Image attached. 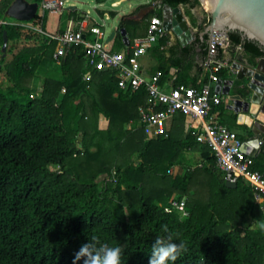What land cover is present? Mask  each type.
I'll return each instance as SVG.
<instances>
[{"label": "trees", "instance_id": "trees-1", "mask_svg": "<svg viewBox=\"0 0 264 264\" xmlns=\"http://www.w3.org/2000/svg\"><path fill=\"white\" fill-rule=\"evenodd\" d=\"M12 1L0 0V15ZM157 1L186 5L196 21L191 9L199 0ZM155 11L161 16L154 7L148 16ZM142 21L123 14L119 24L135 30ZM29 22L45 30V12ZM4 31L7 44L22 35L19 25H0V71L7 80L0 85V264H73L81 245L90 242L93 252L106 244L121 247V264H149L157 237L183 244L169 264H264V212L252 188L242 179L227 187L214 153L195 132L181 138L183 114L166 136L148 137L138 124L144 87L120 89L113 71L88 63L82 45L57 61L59 43L46 35L5 61ZM228 36L241 52L264 56L238 31ZM114 42L121 43L119 31ZM217 73L226 76L225 69ZM35 77L40 84H32ZM99 114L107 120L105 129L98 127ZM79 132L81 148L73 144ZM261 139L252 168L264 174V133ZM174 165L177 172L170 173ZM182 198L185 215L173 205Z\"/></svg>", "mask_w": 264, "mask_h": 264}, {"label": "built area", "instance_id": "built-area-1", "mask_svg": "<svg viewBox=\"0 0 264 264\" xmlns=\"http://www.w3.org/2000/svg\"><path fill=\"white\" fill-rule=\"evenodd\" d=\"M64 4V0H40L38 9L40 8L41 14L46 11L59 12L64 8ZM83 21L70 19L64 30L47 33L40 25L29 21H9L0 15V25L12 23L57 40L59 45L53 53L57 61L71 46L82 45L88 63L98 69L113 71L117 76V85L120 89L134 91L144 87L146 101L145 105L138 107V124L148 137L166 136L169 119L177 113L187 116L189 118L188 131L194 127L196 140L206 144L214 153L215 164L224 173V180L236 183L242 179L248 183L252 188L254 201L264 212V174L252 168L253 155L241 150L244 140L240 139L237 133L226 124L217 120L213 112V107L223 101L222 94L214 90L216 81L221 77L217 72L225 69L226 75L230 76L237 72L230 62L218 55L221 47L230 45L229 38L213 29L207 41V56L204 63L207 78L199 85H175L166 91L159 82L160 72L145 76L141 72L139 62V57L145 53L146 49L167 33L162 25L161 16L151 15L147 32L134 38L132 45L120 51L107 48L103 40L102 29L97 24L87 27ZM235 48L241 51L240 45H235ZM169 172L173 173L171 169ZM173 205L183 215L187 214L184 198L173 201Z\"/></svg>", "mask_w": 264, "mask_h": 264}, {"label": "water", "instance_id": "water-1", "mask_svg": "<svg viewBox=\"0 0 264 264\" xmlns=\"http://www.w3.org/2000/svg\"><path fill=\"white\" fill-rule=\"evenodd\" d=\"M145 2L156 4L151 0ZM199 2L203 8L205 7L204 10L209 16L208 22L199 32L202 40L204 35L209 39L213 29L228 38L230 31H238L242 38L254 41L264 49V0H199ZM69 8H75V6H69ZM37 10L38 2L36 1L13 0L6 8L5 14L16 20L29 21ZM161 18L163 27L175 33L182 45L193 38L192 25L185 17L180 5L163 4ZM118 31L124 43H127L125 27L119 25ZM114 34L115 30L111 31L105 41H110ZM6 46L7 37L4 31L1 49L5 50ZM238 60L233 63L237 69L236 74L229 77L221 76L216 81L214 90L221 93L224 100L228 101L226 108L237 115L239 122L244 115L247 116L245 123L251 126L252 136L242 142L241 150L256 156L262 142L259 129L264 130V117H260L264 115V56L255 57L254 62H250L247 58ZM225 185L235 187L236 183L225 181Z\"/></svg>", "mask_w": 264, "mask_h": 264}, {"label": "crops", "instance_id": "crops-1", "mask_svg": "<svg viewBox=\"0 0 264 264\" xmlns=\"http://www.w3.org/2000/svg\"><path fill=\"white\" fill-rule=\"evenodd\" d=\"M122 1L124 0H114L111 3V5L113 7H117L118 5H120ZM143 1L144 2L141 1L142 3H135V4L131 3L128 5L129 12H127L126 14H130L131 17L136 18V19H143L146 21V24L144 27L141 28L140 26L136 28L135 30L125 29L126 36L128 39L127 43H124V41L122 40V36H121V43L114 42V38L118 32V27L120 25L119 18L123 14L121 15L118 14V12L114 9L110 10V12L104 11L101 9L98 10V14L102 18L104 17L105 19H108V18L115 19L116 17H118L117 24L114 25L113 29L111 30V31L115 30V34L110 41L108 42L105 41L110 33L106 35L105 32L102 30L103 40L104 42H106L107 48L111 50H115V51L125 50L129 45H132L134 38L141 36L143 35V33L147 32L149 20L151 17V16H148V12L150 8L154 7L155 10H158V9H161V5L159 1L157 0H151L156 3L155 5L151 4V2H145L149 0H143ZM179 5L185 17L189 20V22L192 25L193 38L189 40L185 45H182L180 43L178 36L175 35V33L171 31H167L166 35L163 37L164 39L161 38L158 42H156L155 45L149 46L146 49L145 53L139 57L141 72L145 76H150L151 74L157 72L158 66L164 67L165 70L164 72L160 73L159 82H160L161 87L166 91L170 90L175 85H199L201 82H203L207 78V71L204 68V63H205V59L207 56V52L205 55L202 54V50L207 49V42L203 43V40L201 39L199 35V30H200L199 21L201 19L193 13L194 16L196 17V21L193 22L192 20H190V17L186 15L187 6L183 4H179ZM74 9H76V6L75 8H70V10H74ZM153 14H156V11ZM70 19L77 20L74 18H69V20ZM80 20H84L83 23L86 24L87 27L89 26L88 20L84 18ZM93 24H96V23H93ZM66 26L67 25L65 24L58 25L55 32L64 30ZM109 43H110V46H108ZM185 46L191 47L189 52H187L186 54L183 53L182 51V49ZM218 55L222 59L230 62L232 65L238 59L242 60L244 58H247L249 59L250 62H254V59H255L249 56L248 54H245L241 51H237L235 46L232 45L231 43L228 46L221 47L219 49ZM175 62H180L181 64L180 65L174 64ZM234 75L235 74L231 76H234ZM228 76L230 75H226L225 77H228ZM227 103L228 101L224 100L223 98V101L220 104L213 107V112L216 114L217 120L226 124L225 122L222 121V118H221L222 117L221 105H223L224 108L228 111L227 115H225V119H227L229 122L230 121L233 122L236 125H242V127H244L243 135H245L247 138L252 136L251 126L245 123L247 116L244 115L242 119L243 122L242 121L239 122L237 119V115L234 112L226 108ZM177 114H175L171 119L167 121L168 131L172 128L173 123L176 122L175 118ZM100 115H101L102 120L105 123H107V120L102 116V114ZM262 116L264 117L263 114L260 115V117ZM188 121H189V118L183 115V120L181 123V126H182V132L180 135L181 138H184L190 132L187 129ZM227 126L230 127L229 125ZM193 130H194V127L191 129V131ZM259 132H260L259 137L261 139V135L264 133V130L261 128L259 129Z\"/></svg>", "mask_w": 264, "mask_h": 264}, {"label": "rangeland", "instance_id": "rangeland-1", "mask_svg": "<svg viewBox=\"0 0 264 264\" xmlns=\"http://www.w3.org/2000/svg\"><path fill=\"white\" fill-rule=\"evenodd\" d=\"M65 4H64V8L59 11V12H50V11H46V22H45V31L48 33H55V30L57 29L58 25H67V22L69 20V18H74V19H86L89 22V27L93 24L96 23L107 35L108 33L111 32V30L113 29L114 25L117 24V19L118 17H116L115 19L113 18H108L105 19L104 17L102 18L101 16H99L98 14V10H104V11H108L110 12V10L114 9L118 12V14H126L127 12H129V7L128 5L133 3H142L144 1H140V0H124L120 3V5H118L117 7H113L111 5V3L114 0H64ZM69 6H76V9L74 10H70V8H68ZM205 7L203 8V6L200 4L194 6L192 8V13H194L197 17H199L201 20L199 21V23H202L203 21H205L206 19V12H205ZM41 14V10L40 8L38 9V11ZM187 12V9H186ZM1 17L9 20V21H15L16 19L12 18L11 16L6 15L5 13L3 15H1ZM120 19V18H119ZM191 20V19H190ZM206 22H204L203 24H205ZM146 24V21L143 20L141 22V28L144 27ZM21 32L22 35L20 37V39L18 41L15 42H10L7 44L5 50H3V54H4V58L5 61H9L14 53L19 50L22 46L24 45H29V44H34L37 42V37L41 36V35H45L42 34L38 31H34V30H27L25 28L21 27ZM26 35H33L36 38H30L27 39ZM91 38H93L92 35H90ZM108 46H110V43L108 44ZM9 48V50H7V48ZM1 67V65H0ZM7 84V80H6V76L4 73V69H2L0 71V85L1 86H5ZM32 84L33 85H38L40 84V79L38 77H35L32 80ZM221 111H222V121L225 122L227 125L230 126V129L233 130L234 132L238 134L243 135V129L244 127H242V125H236L233 122H229L227 119H225V115H227V110L224 108L223 105H221ZM108 123H105L102 118L101 115L99 114V119H98V127L101 129H105L107 127ZM130 127V126H129ZM77 140L74 141L73 144L77 145V147L81 148V133H78L77 136ZM94 148V147H93ZM188 154H190L191 156L194 157V159H199V153L197 151H192L189 152ZM136 162H138V159H135ZM56 166L52 165L51 169H55ZM173 172H177V166H171L170 168ZM105 175H101L98 179L100 181V188L102 189V183H103V179H104Z\"/></svg>", "mask_w": 264, "mask_h": 264}, {"label": "clouds", "instance_id": "clouds-1", "mask_svg": "<svg viewBox=\"0 0 264 264\" xmlns=\"http://www.w3.org/2000/svg\"><path fill=\"white\" fill-rule=\"evenodd\" d=\"M261 228H264V224H261ZM90 243L81 245L73 257V264H77V261L82 257L84 258V264H121V247L108 246L106 244L99 251L93 252L90 249ZM182 249L183 244L162 243L160 238L157 237L156 243L152 245L149 264H169V262H175L181 254ZM101 253L103 254L101 255Z\"/></svg>", "mask_w": 264, "mask_h": 264}, {"label": "flooded vegetation", "instance_id": "flooded-vegetation-1", "mask_svg": "<svg viewBox=\"0 0 264 264\" xmlns=\"http://www.w3.org/2000/svg\"><path fill=\"white\" fill-rule=\"evenodd\" d=\"M201 30H199V32H200ZM207 36H205V38H204V40H203V43H205V42H207Z\"/></svg>", "mask_w": 264, "mask_h": 264}]
</instances>
